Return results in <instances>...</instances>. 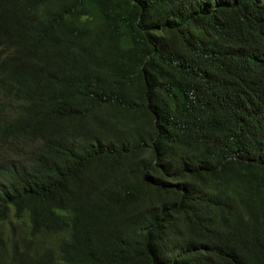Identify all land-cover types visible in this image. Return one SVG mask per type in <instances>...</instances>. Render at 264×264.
<instances>
[{"label": "trees", "instance_id": "trees-1", "mask_svg": "<svg viewBox=\"0 0 264 264\" xmlns=\"http://www.w3.org/2000/svg\"><path fill=\"white\" fill-rule=\"evenodd\" d=\"M0 264H264V0H0Z\"/></svg>", "mask_w": 264, "mask_h": 264}]
</instances>
